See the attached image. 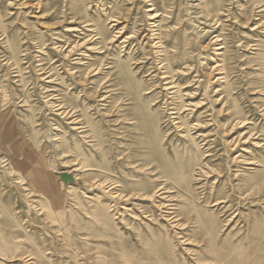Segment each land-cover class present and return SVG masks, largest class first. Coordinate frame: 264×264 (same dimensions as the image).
<instances>
[{"label":"rangeland","instance_id":"rangeland-1","mask_svg":"<svg viewBox=\"0 0 264 264\" xmlns=\"http://www.w3.org/2000/svg\"><path fill=\"white\" fill-rule=\"evenodd\" d=\"M0 264H264V0H0Z\"/></svg>","mask_w":264,"mask_h":264}]
</instances>
